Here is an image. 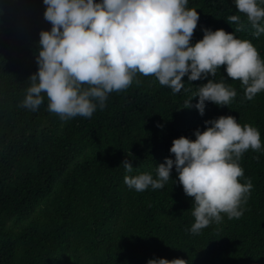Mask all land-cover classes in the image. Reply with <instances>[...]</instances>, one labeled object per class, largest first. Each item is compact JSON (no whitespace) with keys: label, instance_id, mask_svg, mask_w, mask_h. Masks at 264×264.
Here are the masks:
<instances>
[{"label":"trees","instance_id":"trees-1","mask_svg":"<svg viewBox=\"0 0 264 264\" xmlns=\"http://www.w3.org/2000/svg\"><path fill=\"white\" fill-rule=\"evenodd\" d=\"M187 6L199 13L192 43L202 38V27L222 28L250 40L264 59V33L254 36L242 13L241 31L228 23L237 11L232 0H189ZM44 8L42 0H0V264H146L154 257L264 264V150L249 149L239 161L253 184L243 215L222 214L199 234L189 231L193 198L175 167L176 182L161 189L137 192L124 182L140 172L155 176V165L173 155V138L194 139V129L219 115L256 127L264 145V91L246 100L243 85L221 66L216 79L224 75L237 95L228 107L206 101L203 116L182 106L206 80L185 82L174 94L139 73L90 118L62 120L48 110L46 96L36 111L23 108L27 78L38 67L39 32L51 27ZM125 157L133 173L120 165Z\"/></svg>","mask_w":264,"mask_h":264},{"label":"clouds","instance_id":"clouds-1","mask_svg":"<svg viewBox=\"0 0 264 264\" xmlns=\"http://www.w3.org/2000/svg\"><path fill=\"white\" fill-rule=\"evenodd\" d=\"M43 17L51 25L41 29L37 70L27 78L21 107L36 111L47 97V108L62 120L90 118L105 107L110 93L127 89L139 74L155 76L174 94L185 82L206 80L183 102L203 116L206 101L227 106L237 91L226 83L220 67L231 80H239L244 97L251 101L264 91V59L248 39L222 28L202 27L203 36L192 43L199 21L189 0H42ZM237 11L228 16L242 30V13L259 37L264 33V0H232ZM187 77V81L183 78ZM211 77V78H208ZM196 97L195 104L191 103ZM203 130H193L194 139H172L162 163L151 172L125 175L124 182L137 192L161 189L175 167L184 193L192 197L194 222L189 231L199 234L210 223L243 215V204L253 184L244 177L239 161L249 149L264 150L259 130L241 125L232 115L207 119ZM131 154L129 153L128 157ZM128 157L120 163L126 173L134 167ZM244 182H241V178ZM174 180V179H172ZM176 180H174V183ZM146 264H188L180 257H154Z\"/></svg>","mask_w":264,"mask_h":264}]
</instances>
